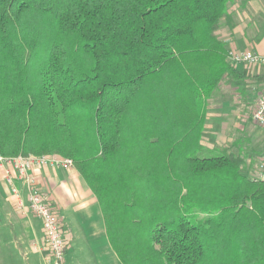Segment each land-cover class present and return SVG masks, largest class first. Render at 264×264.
I'll return each instance as SVG.
<instances>
[{
    "label": "trees",
    "instance_id": "16d2710c",
    "mask_svg": "<svg viewBox=\"0 0 264 264\" xmlns=\"http://www.w3.org/2000/svg\"><path fill=\"white\" fill-rule=\"evenodd\" d=\"M234 0H0V156L59 154L123 264H264V176L198 126L223 82Z\"/></svg>",
    "mask_w": 264,
    "mask_h": 264
},
{
    "label": "crops",
    "instance_id": "0c3cea01",
    "mask_svg": "<svg viewBox=\"0 0 264 264\" xmlns=\"http://www.w3.org/2000/svg\"><path fill=\"white\" fill-rule=\"evenodd\" d=\"M250 43L264 55V44ZM254 67L264 73V67ZM30 178L62 222L65 264H123L108 236L100 202L76 168L41 165L30 171ZM28 203L27 183L21 178L8 181L0 166V264H52L42 222Z\"/></svg>",
    "mask_w": 264,
    "mask_h": 264
},
{
    "label": "rangeland",
    "instance_id": "374dc122",
    "mask_svg": "<svg viewBox=\"0 0 264 264\" xmlns=\"http://www.w3.org/2000/svg\"><path fill=\"white\" fill-rule=\"evenodd\" d=\"M249 1L234 0L230 12L235 26L231 29L224 24L219 31L220 37L228 43L229 52L254 51L250 45L252 41L264 44V0H252L251 4ZM236 67L244 73L258 74L254 66L240 64ZM263 82L248 84L244 95L223 82L208 97L204 121L198 126L204 145L202 154L233 152L243 157V171L252 177L264 176V129L250 114Z\"/></svg>",
    "mask_w": 264,
    "mask_h": 264
},
{
    "label": "built area",
    "instance_id": "2783aa9c",
    "mask_svg": "<svg viewBox=\"0 0 264 264\" xmlns=\"http://www.w3.org/2000/svg\"><path fill=\"white\" fill-rule=\"evenodd\" d=\"M229 58L236 64L264 67V55L256 51H230ZM259 74L261 71L258 72ZM251 118L264 129V82L251 106ZM41 165L73 168L75 162L70 157L49 155H17L0 156V166L5 169L8 181L23 179L29 187V203L27 207L40 218L47 246L51 251L52 264H65L67 242L64 237L62 222L48 199L30 178V171ZM23 206V205H21Z\"/></svg>",
    "mask_w": 264,
    "mask_h": 264
}]
</instances>
